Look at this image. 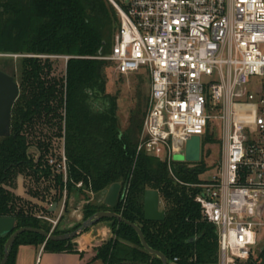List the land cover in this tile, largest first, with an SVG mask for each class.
Wrapping results in <instances>:
<instances>
[{
    "label": "trees",
    "instance_id": "16d2710c",
    "mask_svg": "<svg viewBox=\"0 0 264 264\" xmlns=\"http://www.w3.org/2000/svg\"><path fill=\"white\" fill-rule=\"evenodd\" d=\"M118 25L117 11L109 0H0V53L28 55L21 56L17 71L12 73L18 76L20 92L11 109L10 133L0 137V216L13 217L15 228L49 231V224L38 219L36 211L52 214L46 206L61 198V178L46 161L63 141L68 191L74 190V182L82 181L97 199L84 205L83 220L97 211L110 210L138 225L148 246L163 253L167 264H217L216 228L202 218L194 201L198 188L192 185L200 183L199 175L208 169L202 155L193 168L173 165L171 174L166 163L137 153L145 112L133 116L127 130L119 129L116 98L105 91L108 61L98 58L110 53ZM50 56L68 57L63 77L52 74ZM0 65L13 70L8 63ZM18 176L33 178L38 186L30 190V198L14 191ZM116 182L121 191L110 208L98 197ZM146 189L159 192L164 220L144 219ZM105 220L110 222L112 235L96 248L93 260L162 264L158 256L142 247L132 227L110 218L101 221ZM79 225L58 226L53 233ZM7 237H0V259ZM72 240L54 241L23 232L6 264H14L21 244H44L45 250L74 251L82 256ZM251 263L264 264V248Z\"/></svg>",
    "mask_w": 264,
    "mask_h": 264
},
{
    "label": "built area",
    "instance_id": "2783aa9c",
    "mask_svg": "<svg viewBox=\"0 0 264 264\" xmlns=\"http://www.w3.org/2000/svg\"><path fill=\"white\" fill-rule=\"evenodd\" d=\"M109 1L119 25L110 53L98 58L118 74L149 75L137 153L166 163L171 174L173 165L193 168L195 162H175L173 155H185L188 140H201L216 122L220 160L210 178L192 185L194 201L216 228L217 264L248 261L264 229V0ZM46 163L60 176L62 195L52 214L36 217L53 233L72 200L63 141ZM75 192L94 195L82 181L74 182ZM81 208L72 210L76 223Z\"/></svg>",
    "mask_w": 264,
    "mask_h": 264
},
{
    "label": "rangeland",
    "instance_id": "374dc122",
    "mask_svg": "<svg viewBox=\"0 0 264 264\" xmlns=\"http://www.w3.org/2000/svg\"><path fill=\"white\" fill-rule=\"evenodd\" d=\"M41 57L44 58L45 56L44 57L41 56ZM67 58L68 57L66 56H50V59L53 61L52 74L54 76H57V77L64 76L65 62ZM21 61H22L21 56H17V57L0 56V63H8V65H11L13 67L12 68L13 70L9 68V71L13 74L17 71V67ZM104 73H105V79H106V90L105 91L108 94L113 95L116 98V104H117L116 115H117V120H118V126L121 131H125L131 125V120L133 116L135 115L140 116L146 111V103H147L148 93H149V75L147 71H144V70H140L134 73H129L126 75L118 74L115 71L113 64L110 63L109 61L107 62L106 67L104 68ZM15 81L18 82L17 75L15 77ZM205 134L213 138V141L210 142L206 140L204 137L205 135L201 136L200 155H202L204 164L206 167H208V169L199 175L200 179L210 178L213 175L214 168H216V166L218 165V162L221 156V142L218 139L219 133H218V128H217V123L210 122ZM55 153H57V151ZM173 161L183 162L184 154L183 153L174 154ZM22 183H23L22 184L23 190L21 191L20 196H23L24 198H30V195H29L30 190H33L35 188L37 189L38 186H36V184L34 183L33 178H30V177L23 178ZM38 189L39 190L42 189L41 185H39ZM14 191H18L17 182H16V186L14 187ZM72 194H74V190L70 191L69 196L71 197ZM45 195L43 194V196ZM83 196L77 194L76 200L72 201V204L71 205L69 204L68 206L69 208L65 210V213H64V216L66 218L65 221H68V223L65 224V228L63 229H66V227H68V224L77 222L76 219H74V216L72 215V210L74 208L82 205L81 211H83V207L85 204L82 202L85 199H90V202L97 200L95 194L91 195L88 193H84ZM33 200L35 201V199ZM163 207L164 205L161 200L160 208H163ZM36 212H37L36 215L41 213V211L40 212L36 211ZM62 223L63 222H61V224ZM61 227L62 226H59L60 229ZM92 229H94V226L84 231L83 232L84 235H88L89 231H91ZM77 237H81V236L78 235ZM77 237L72 240V245L75 248L79 247V244L76 241ZM258 238L260 239V241L256 245V247L252 250L250 259L246 262L240 261L238 264H253L251 262L259 259V253L264 248V229L260 231ZM87 240L88 241L90 240V236L87 238ZM82 241L87 242L85 239H83ZM83 242L81 243L84 244ZM93 243L96 244L95 241H93ZM101 244L102 242L97 243V246H95V249ZM89 247L90 246L88 245L87 248ZM93 247L91 248L94 249Z\"/></svg>",
    "mask_w": 264,
    "mask_h": 264
},
{
    "label": "water",
    "instance_id": "95a60500",
    "mask_svg": "<svg viewBox=\"0 0 264 264\" xmlns=\"http://www.w3.org/2000/svg\"><path fill=\"white\" fill-rule=\"evenodd\" d=\"M20 88L19 84L14 80V78L7 73L0 70V137L6 136L10 133V118H11V109L19 96ZM184 159L189 162H196L200 159V138L198 136H193L188 140L185 147ZM184 166L183 164L180 167ZM23 177L18 176L17 186H18V195H21L23 190ZM121 191V184L116 182L109 186V188L102 193V201L105 205L110 208H113L116 205L119 194ZM124 195V190L121 193ZM161 198L159 192L156 189H146L143 195V213L144 219L147 221H162L165 217V210L160 208ZM57 206V202H54L51 207L48 209L49 212H54ZM104 218L115 219L119 222H123L130 227H132L140 240L142 247L151 254L158 256L162 264H167L166 256L152 249L148 246L145 237L138 225L132 223L118 213H115L110 210H101L94 213L92 216L83 220L80 225L68 232L52 234L45 231L42 228L23 226L15 228V219L13 217L0 216V237L8 235L4 247H3V256L0 259V264H6L9 258L11 248L16 240V238L23 232H33L39 235H42L45 239L54 240V241H65L76 238L78 235L82 234L86 229L90 228L97 222L101 221ZM76 223H73L75 225ZM72 225V226H73ZM71 226V227H72Z\"/></svg>",
    "mask_w": 264,
    "mask_h": 264
},
{
    "label": "crops",
    "instance_id": "0c3cea01",
    "mask_svg": "<svg viewBox=\"0 0 264 264\" xmlns=\"http://www.w3.org/2000/svg\"><path fill=\"white\" fill-rule=\"evenodd\" d=\"M76 198L77 194H72L71 204L72 201L76 200ZM98 200H103L102 195L98 197ZM63 223L65 227V224L68 223V221H63ZM72 225L73 223L68 224V227H66V229L70 228ZM93 226L94 229L89 231L88 235H84L83 233L80 234L81 237H77L76 239L79 244L77 250L83 253L82 256L74 251L54 252L45 250L44 244H21L17 247L14 264H103V262L99 259L93 260L92 256L95 253V246H97V243L103 242L111 236L110 222L106 220L99 221ZM89 236L90 240L88 241L87 238ZM82 238L87 242H83ZM93 241H95L96 244L93 243ZM81 242H83L84 244H82ZM88 245L90 246L89 248H87ZM91 247H93L94 249H92Z\"/></svg>",
    "mask_w": 264,
    "mask_h": 264
},
{
    "label": "flooded vegetation",
    "instance_id": "af4514ba",
    "mask_svg": "<svg viewBox=\"0 0 264 264\" xmlns=\"http://www.w3.org/2000/svg\"><path fill=\"white\" fill-rule=\"evenodd\" d=\"M0 70L3 71V72H5V73H7V74L10 75V76H12V77L14 78V80H15V76L12 75V73L9 71L8 68H3V67L0 65ZM16 82H17V81H16ZM17 83H18V82H17ZM60 226H62L61 229L65 228V227H63V226H64V223H62ZM76 228H77V227H76ZM76 228H74V229H76ZM74 229H71L70 231H72V230H74Z\"/></svg>",
    "mask_w": 264,
    "mask_h": 264
}]
</instances>
